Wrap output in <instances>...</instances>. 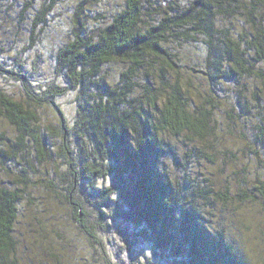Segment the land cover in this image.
I'll return each instance as SVG.
<instances>
[{"label": "trees", "instance_id": "trees-1", "mask_svg": "<svg viewBox=\"0 0 264 264\" xmlns=\"http://www.w3.org/2000/svg\"><path fill=\"white\" fill-rule=\"evenodd\" d=\"M62 1L0 0V264H20L18 205L42 192L20 160L53 168V264H249L214 221L264 204V0H78L47 45Z\"/></svg>", "mask_w": 264, "mask_h": 264}, {"label": "rangeland", "instance_id": "rangeland-1", "mask_svg": "<svg viewBox=\"0 0 264 264\" xmlns=\"http://www.w3.org/2000/svg\"><path fill=\"white\" fill-rule=\"evenodd\" d=\"M77 2L78 0H63L60 5L56 6V9H53L52 17L48 20L47 24H49L48 29L51 26H55V32L53 34L49 32L52 38L49 39V42H46L47 45L52 46L54 41L58 42L59 39L62 38L61 36H63L65 33V8L68 10V8L74 7ZM123 2L124 0H98V5H92L91 9L93 10V13L95 8H97V10H101L106 15H109L110 12L114 13L115 11L119 10L122 7ZM263 9L264 7L259 6V10L262 11ZM43 38L44 36L41 37V40ZM51 46L47 47L50 49ZM46 52L47 51H44L39 58H37V54L36 57H30L32 60L37 58L34 66L35 68L38 67L41 69L43 66H48L49 57L46 56ZM3 88L10 90V93L14 98L18 97L20 90L16 84L12 82H10V84L5 83ZM71 99V97L68 98V101H71ZM45 117H48V115H44V118ZM51 119L53 120L54 118ZM44 123L49 125L50 119L44 120ZM0 127H2L0 128V131H4L3 133L6 137L14 139L16 131L12 126L2 123ZM53 149L54 148H52V150ZM33 156L36 157L35 155ZM54 163L55 165L58 164L59 166H62L60 160H56ZM14 165H17V167L13 166L14 172L12 174L20 170L24 171L25 174H29L31 176L32 181L35 180V184H39L38 186L42 191L41 193L31 192L28 196L29 198L31 197V201L24 199L18 205V217L15 223L14 231V238L17 245V257L20 264H53L54 261L50 256V253L51 248H53L52 240L54 238V232H61L65 234V206L63 209L59 208L61 209L59 213L56 211L55 207H53V210L52 205L54 206L58 204V198H55L52 194L50 195L49 193H45L42 188L44 185H46L44 179L48 178L49 176L47 175V170L52 173L53 168L39 166L37 161L33 162L32 166H34V169L31 170H28L26 162L22 160H20V164L17 162ZM55 165L54 167L57 168V165ZM0 168V171L3 173V166H0ZM59 198L61 197L59 196ZM43 210L49 211V213L43 216ZM49 215L57 216L58 218L61 217L62 224H55V220H53V223L50 222L51 217ZM67 220H69L68 216ZM69 221L72 222L71 220ZM67 223L69 222L67 221ZM214 224L225 229L228 228V235L232 237V239H235V243L238 245L243 255L247 257L249 264H264L263 203H248L245 206H242L238 211L233 210L230 212L223 210L221 214L219 213L218 207ZM68 226L69 229L75 230L73 231L75 233L73 236V241H75L76 248H80L85 245L87 246V239L83 235L77 234L76 227L74 225ZM59 243L60 242H58L56 246L61 248V244ZM79 251H81L86 257L93 258L95 256L94 254H91L90 251Z\"/></svg>", "mask_w": 264, "mask_h": 264}, {"label": "bare ground", "instance_id": "bare-ground-1", "mask_svg": "<svg viewBox=\"0 0 264 264\" xmlns=\"http://www.w3.org/2000/svg\"><path fill=\"white\" fill-rule=\"evenodd\" d=\"M226 234V233H225Z\"/></svg>", "mask_w": 264, "mask_h": 264}]
</instances>
